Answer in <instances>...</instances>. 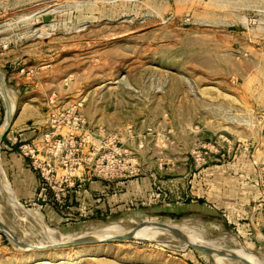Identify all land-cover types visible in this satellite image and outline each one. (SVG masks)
I'll return each instance as SVG.
<instances>
[{"label": "rangeland", "instance_id": "obj_1", "mask_svg": "<svg viewBox=\"0 0 264 264\" xmlns=\"http://www.w3.org/2000/svg\"><path fill=\"white\" fill-rule=\"evenodd\" d=\"M0 76L18 100L4 140L38 129L24 149L43 180L25 207L5 187L25 224L0 206V264H219L167 235L32 247L118 222L235 236L229 253L264 264L241 212L264 223V0H0ZM7 103L0 93V128ZM142 178L145 196L129 186ZM87 180L121 184L73 193Z\"/></svg>", "mask_w": 264, "mask_h": 264}, {"label": "crops", "instance_id": "obj_2", "mask_svg": "<svg viewBox=\"0 0 264 264\" xmlns=\"http://www.w3.org/2000/svg\"><path fill=\"white\" fill-rule=\"evenodd\" d=\"M22 123L23 121H20V126L22 125ZM39 137L40 132L38 131V129L35 127H29L28 129L21 130L12 137H8V140H5L3 142L2 147L4 169L6 171L7 178L9 179L8 182L5 177V187L7 189V192L10 193V190L8 188L9 184L11 191L14 193L16 198H19L18 200L24 201L26 203L27 201H41L40 195L43 194V180L39 176V172L37 171L36 167H34L32 159H30L24 152L19 151L21 147H18L17 145L21 144L23 146L27 145L29 147L30 145L38 146V144L40 143L39 141H41L39 140ZM216 167L219 166L216 165ZM248 174L249 172L247 171V173L245 174L246 177H248ZM120 184V182L105 183L104 181L87 180L84 184L78 185L76 189L73 190V193L77 195L79 193L81 194V197L85 196L87 199H89L91 196H97L99 194H101L102 196H106L107 193H110L112 189L114 190L117 186H120ZM129 184V186L132 187L136 193L139 192L141 196H145V194H148L151 190V184H149V180L145 178L133 180ZM78 187L80 188V190ZM248 196L249 190L247 193L243 194L244 198L242 197V201L244 199H247ZM111 197L113 198V200H116L118 198L117 194H112ZM245 206L246 205H242L241 212L244 216H246L245 220L248 221L247 223H245V230L247 232L246 236L255 249H261V246L264 249V223L258 227H255V217L254 215L252 216V212L247 209L248 206ZM229 207L231 212L229 216L231 218L230 223L233 224V222L240 220L236 217L239 208L234 204L229 205Z\"/></svg>", "mask_w": 264, "mask_h": 264}, {"label": "bare ground", "instance_id": "obj_3", "mask_svg": "<svg viewBox=\"0 0 264 264\" xmlns=\"http://www.w3.org/2000/svg\"><path fill=\"white\" fill-rule=\"evenodd\" d=\"M0 93L7 99L8 101V113L7 117L5 118L4 124L0 128V133L4 129V125L7 123V121L11 120L12 116L15 114L16 111V105L17 103V96L14 94V91L12 92L10 89L3 87V79L0 76ZM8 188L10 190V197L15 201V203L18 206H23L20 201L16 198L14 193L11 191V188L8 184ZM4 205V206H3ZM0 206L4 207L7 211L8 215H11L12 218L16 221H18L20 224H25L23 221V210H18L14 207L13 203L9 200V198L6 196V190H5V175L3 173L2 167L0 165ZM2 210V209H1ZM6 215V216H8ZM7 218V217H6ZM8 219V218H7ZM31 219V218H30ZM29 229V228H28ZM17 230V229H16ZM131 231L127 227H124L121 223H111L108 225H103L99 228H95L91 230V234H86L85 236H81L79 239L68 242L71 240H61V242H55L53 240L50 241L49 244H42L40 241H37V243L32 246L35 247L36 249L39 247H44L47 245H50L52 247L55 246H60L61 245H67V244H72V243H93L95 241H98L100 239L108 238L111 236H114L116 234H121V233H128ZM20 232V231H19ZM18 232V233H19ZM14 235V234H13ZM91 235V236H88ZM162 235H167L176 237L174 239L173 237H169L174 244H176L177 247L181 249H185L188 247H195L204 253L208 254V256L218 262L219 264H236L242 263V264H254V262H249V261H244L243 259H238L233 253H229L227 249L228 245H231L234 243V245H240V242L238 241V238L235 236L231 237H226L224 236H203V237H195V238H187V237H182L181 235H173L165 230L162 229H153V230H140L137 232L135 235H133L134 238L136 239H143L147 241H153V242H158V244H162L161 241L158 240V238ZM165 238V237H164ZM165 240V239H164ZM66 242V243H64ZM232 242V243H231ZM168 243V242H167ZM167 245V244H166ZM168 246V245H167ZM171 246V245H170ZM49 247V246H48ZM229 247V246H228ZM177 250V249H176ZM227 250V251H226Z\"/></svg>", "mask_w": 264, "mask_h": 264}, {"label": "water", "instance_id": "obj_4", "mask_svg": "<svg viewBox=\"0 0 264 264\" xmlns=\"http://www.w3.org/2000/svg\"><path fill=\"white\" fill-rule=\"evenodd\" d=\"M3 87H5V89L7 88V84L5 81V78L3 79ZM14 117L15 114L12 116L11 120L7 121V123L4 125V129L3 131L0 133V150H1V145L4 142V138L6 137V135L9 133V130L13 124L14 121ZM7 177V176H6ZM155 226L159 229L165 230L173 235H175L176 233H174V231L170 230L169 228L165 227L164 225H152ZM144 224L143 223H137L135 226L131 227V231H129L128 233H121V234H116L114 236L108 237V238H102L98 241H95L93 243H105V242H114V241H139V242H147V240H143V239H136L133 237V235H135L137 232H139L140 230H142L144 228ZM179 235V234H176ZM93 243H85V244H93ZM154 243H158V242H154ZM83 243H72V244H67V245H61V246H70V245H85ZM59 247V246H58ZM55 248V247H54Z\"/></svg>", "mask_w": 264, "mask_h": 264}, {"label": "built area", "instance_id": "obj_5", "mask_svg": "<svg viewBox=\"0 0 264 264\" xmlns=\"http://www.w3.org/2000/svg\"><path fill=\"white\" fill-rule=\"evenodd\" d=\"M27 147H29V146L24 145L23 147H21L22 148V152L25 153V150H27V149H24V148H27ZM30 149L31 148H29V150ZM29 152L34 153L35 152V149H31ZM25 154L27 155V153H25ZM48 174H49V172H48ZM54 190L57 193L56 194L57 200L58 201H61L62 198H64V199L67 198V193H68V190H69V184H66V186L60 185V187L58 189L54 188ZM256 210H260V209L257 208Z\"/></svg>", "mask_w": 264, "mask_h": 264}, {"label": "trees", "instance_id": "obj_6", "mask_svg": "<svg viewBox=\"0 0 264 264\" xmlns=\"http://www.w3.org/2000/svg\"><path fill=\"white\" fill-rule=\"evenodd\" d=\"M5 141V140H4Z\"/></svg>", "mask_w": 264, "mask_h": 264}]
</instances>
